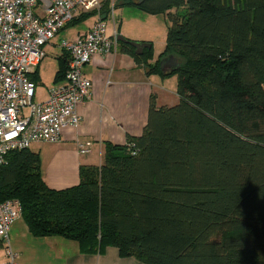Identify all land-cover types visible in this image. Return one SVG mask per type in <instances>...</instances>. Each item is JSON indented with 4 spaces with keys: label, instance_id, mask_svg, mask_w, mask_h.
Wrapping results in <instances>:
<instances>
[{
    "label": "trees",
    "instance_id": "1",
    "mask_svg": "<svg viewBox=\"0 0 264 264\" xmlns=\"http://www.w3.org/2000/svg\"><path fill=\"white\" fill-rule=\"evenodd\" d=\"M120 4L176 9L155 63L152 46L139 55L133 40L118 43L150 73H177L178 102L158 106L153 94L142 134L107 143L102 164L82 165L72 187H49L30 147L11 151L0 203L19 199L33 235L77 241L82 253L115 246L145 264H264V0ZM109 11L107 2L101 18ZM171 54L181 64L165 74L160 61Z\"/></svg>",
    "mask_w": 264,
    "mask_h": 264
},
{
    "label": "crops",
    "instance_id": "2",
    "mask_svg": "<svg viewBox=\"0 0 264 264\" xmlns=\"http://www.w3.org/2000/svg\"><path fill=\"white\" fill-rule=\"evenodd\" d=\"M124 8L130 9L123 11ZM134 8L136 7L120 4L115 9L114 19L109 16L106 19L108 33L117 31L118 35L128 39H145L138 30L141 22L133 17ZM97 19L95 15L81 22L84 27L71 38L89 31ZM47 47L58 61L54 69V85L58 87L65 84V79L56 80V74L62 65L66 66L67 56L62 49L55 51V42ZM46 55L48 56L47 50ZM158 59L159 57L154 56L150 62L155 63ZM42 61L37 65L36 72L31 73V77L35 76L37 85L36 102L47 99L38 101L36 98L38 84L43 81L40 74ZM84 72L93 85L91 97L77 107L79 124L65 128L56 143L38 141L30 146L40 154L43 178L54 189L79 184L82 165L100 166L107 143L124 144L129 135H141L148 122L153 94L156 95L158 106L173 105L179 100L177 86L175 89L166 86L168 83L165 77L150 73L131 54L124 52L119 43L110 53L95 54L86 64ZM86 142H91L89 152L81 154L80 145ZM11 245L23 264H145L133 256H121L115 246H108L99 254H90L82 253L77 241L62 236H35L23 218L12 226ZM5 250V243L0 240V263L5 258Z\"/></svg>",
    "mask_w": 264,
    "mask_h": 264
},
{
    "label": "built area",
    "instance_id": "3",
    "mask_svg": "<svg viewBox=\"0 0 264 264\" xmlns=\"http://www.w3.org/2000/svg\"><path fill=\"white\" fill-rule=\"evenodd\" d=\"M107 2L114 19L117 0H0V168L11 151L38 141L56 143L65 128L79 124L77 107L91 97L93 85L84 68L95 54L110 53L118 44L117 31L109 34L101 18ZM92 11L98 19L89 31L59 43L69 56L65 84L36 102L31 73L45 58V46L74 18ZM90 144H81L80 153L87 154ZM20 218L19 199L0 203V240L6 245L0 264H23L11 245V229Z\"/></svg>",
    "mask_w": 264,
    "mask_h": 264
},
{
    "label": "rangeland",
    "instance_id": "4",
    "mask_svg": "<svg viewBox=\"0 0 264 264\" xmlns=\"http://www.w3.org/2000/svg\"><path fill=\"white\" fill-rule=\"evenodd\" d=\"M130 9V8H129ZM128 8H124L123 11H128ZM176 11V9H171L169 11H166L164 13H157V14H150L147 13L139 8H134V19L138 22H141V25L139 27V33L140 35L145 39H130L134 41H141V42H148L151 44L153 48V58L154 56L158 58L167 48V32H168V26L170 24L169 22V12ZM92 17V16H91ZM88 17V18H91ZM75 22H78V20H75ZM84 27V24H81L80 22L72 24L67 26V28H64L53 42L57 43V50L55 51H61V47L59 45L60 38L66 39V40H72L75 38L73 37L80 29ZM60 34V35H59ZM52 43L48 44L51 45ZM47 45V46H48ZM46 46V50L48 51V56L43 59L41 71L40 74L42 76V84H38L37 88V100H42L45 98H48L50 95V91L54 89L56 86L55 84V73L54 69L56 66V63L58 62L55 55L51 53V50L49 51V47ZM168 84L166 86H171L172 89H175L177 86V73H173L167 77H165ZM64 80V79H63ZM62 80V82H63ZM54 85V86H53ZM48 92V95H47Z\"/></svg>",
    "mask_w": 264,
    "mask_h": 264
},
{
    "label": "water",
    "instance_id": "5",
    "mask_svg": "<svg viewBox=\"0 0 264 264\" xmlns=\"http://www.w3.org/2000/svg\"><path fill=\"white\" fill-rule=\"evenodd\" d=\"M117 40L119 42H124L127 39L122 35H118ZM130 42L135 47L136 54H139V55H142L145 49L151 47V44L148 42H141V41H130ZM180 64H181L180 59L176 57L175 55L171 54L161 59L160 68L165 74H170L173 71L178 70L180 67Z\"/></svg>",
    "mask_w": 264,
    "mask_h": 264
}]
</instances>
